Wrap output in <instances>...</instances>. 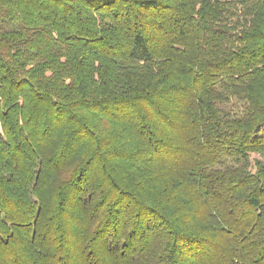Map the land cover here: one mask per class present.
<instances>
[{
    "label": "trees",
    "instance_id": "trees-1",
    "mask_svg": "<svg viewBox=\"0 0 264 264\" xmlns=\"http://www.w3.org/2000/svg\"><path fill=\"white\" fill-rule=\"evenodd\" d=\"M0 264H264V0H0Z\"/></svg>",
    "mask_w": 264,
    "mask_h": 264
}]
</instances>
